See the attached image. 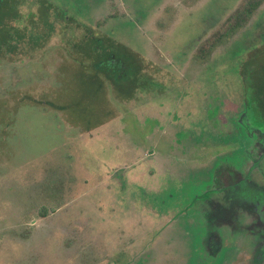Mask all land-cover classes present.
<instances>
[{"label": "rangeland", "instance_id": "1", "mask_svg": "<svg viewBox=\"0 0 264 264\" xmlns=\"http://www.w3.org/2000/svg\"><path fill=\"white\" fill-rule=\"evenodd\" d=\"M249 1L15 0L0 55V264H255L264 158L241 165L253 194L237 200L242 229L215 223L218 251L203 213L223 198L192 201L240 161V65L264 45V0L237 14Z\"/></svg>", "mask_w": 264, "mask_h": 264}, {"label": "trees", "instance_id": "2", "mask_svg": "<svg viewBox=\"0 0 264 264\" xmlns=\"http://www.w3.org/2000/svg\"><path fill=\"white\" fill-rule=\"evenodd\" d=\"M254 2L257 3L254 4ZM260 2L261 0H251L246 2V5L241 8L237 14L242 17L246 14H251V12ZM14 5L15 0H0V55L2 53L1 51L3 50L2 46H8L10 37L12 36V31L9 24L15 19L14 17L16 13L14 10ZM233 18L234 17H232V19ZM232 19L229 18L226 21V24ZM90 40L91 44L93 43V45L95 44L99 46L98 44H100L99 47L103 46L105 53L109 55L111 54V51L115 50L114 47H117L116 45L114 46L112 43H110L111 40L109 37H98L96 40L95 38ZM214 43L215 41H208L204 47V50L202 51V54L211 51ZM86 45V35H84L77 45L78 48H81L83 54L86 53ZM89 48L91 50V54L99 55V51L95 46H89ZM100 56L103 59L102 53H100ZM128 59L129 57L125 58V56L120 58V60L124 62H126ZM240 76L242 79V102L239 111L236 113V115L231 117V123L234 127V130L236 131V137L241 139V142H238V159L240 161H237V163L234 165L230 163V159L227 158L225 159V163H227V165L221 167L218 165L216 168L212 169L210 178L208 181L201 184V186L196 190V193L192 199V201L204 200L206 202L209 200L212 203L214 198L216 200L217 198H223L224 205H226V207H223L222 205L220 206V204L211 205L212 208H209L211 211H205V213H203L205 215L203 216L206 219V226H212L213 228V230L210 229L211 236L208 237L209 240L207 238V240L203 242L204 244L208 245V249H212V251H218L220 248V241H218L219 238L217 239L216 236L213 235L216 222H219L220 219H223L225 222L224 224H231L229 227L232 230L234 227H236V229L233 230L236 232L239 231L238 229L241 228V225H243V221L239 220L236 215L237 213H240L239 208H241L239 205L240 203H238L237 200L241 201V197L243 195L253 194V191H251L252 189L247 184V173L256 167L257 161H260L261 158H264V45L263 48L261 47L251 50L247 54L244 62L240 65ZM235 134H233L231 139H233ZM255 154H258V156L254 157ZM246 160L252 162V165L248 169V172L245 173V176L242 177L244 172L243 169H241V165ZM212 194L214 196H212ZM223 200L218 201V203H222ZM261 203L259 206H256L254 211H250L251 213H255L256 220L258 222L260 220L262 223L260 231L256 233L257 236H262V242L260 245H256L254 247L255 249H253L254 252L252 257L255 261V264L264 262V202ZM243 207L245 208V205H243ZM42 210L44 211L40 212V216H45L46 211L43 208ZM247 213H249V211H247ZM234 214L236 215V218L234 217ZM211 254L213 253L211 252Z\"/></svg>", "mask_w": 264, "mask_h": 264}]
</instances>
